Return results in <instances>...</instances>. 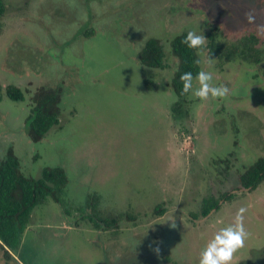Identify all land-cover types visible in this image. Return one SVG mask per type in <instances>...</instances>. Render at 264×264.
Instances as JSON below:
<instances>
[{
    "label": "rangeland",
    "instance_id": "obj_1",
    "mask_svg": "<svg viewBox=\"0 0 264 264\" xmlns=\"http://www.w3.org/2000/svg\"><path fill=\"white\" fill-rule=\"evenodd\" d=\"M5 2L0 158L12 146L24 174L40 178L46 167L62 166L68 175L69 214L49 198L34 208L24 234L37 232L40 264H199L205 244L240 208L248 237L230 264H264V182L253 192L239 188V173L264 156V60H227L209 50L212 36L232 43L247 29L264 30V0ZM184 31L205 36L202 70L229 91L203 101L189 93L177 111L171 41ZM152 37L164 46L162 68L139 58ZM10 83L25 100L8 97ZM41 85L62 88L60 123L33 141L27 117ZM232 190L236 196L210 216L193 215L205 197ZM93 194L107 213L138 218L124 217L119 230L94 228L82 219ZM32 255L21 247L17 257L29 264Z\"/></svg>",
    "mask_w": 264,
    "mask_h": 264
},
{
    "label": "trees",
    "instance_id": "obj_2",
    "mask_svg": "<svg viewBox=\"0 0 264 264\" xmlns=\"http://www.w3.org/2000/svg\"><path fill=\"white\" fill-rule=\"evenodd\" d=\"M6 11L5 0H0V32L2 18ZM186 34L187 31L179 33L171 41L172 52L178 58V67L172 80L178 97L174 107L177 111L181 109L189 95V93L181 94L183 86L180 80L181 74L192 72L195 80L196 73L202 70L199 50L189 48L183 43ZM209 50L213 56L218 55L227 60L239 57L244 61L260 63L264 60V30L258 27L247 29L232 43L216 41L212 36ZM139 58L148 67L162 68L165 50L161 39L149 38L140 51ZM1 87L0 83V89ZM6 93L12 100H25L24 90L15 83H10L6 87ZM62 94L61 87L55 88L46 85L38 86L32 92L27 124L29 125V137L33 141H40L52 127L59 125ZM239 182V188L249 192H253L264 182V156H260L239 173ZM67 183L68 175L62 166L46 167L40 178L24 174L20 158L12 146L7 149L6 155L0 158V249L6 264L14 259V253L21 245L33 210L37 205L52 198L63 205L65 212L69 214L64 198V189ZM236 192V190H232L205 197L199 211L193 215L210 216L214 211L219 210L226 201L232 200L236 196ZM100 204L101 197L97 194L91 195L86 205L88 212L82 215L84 221L92 224L98 230H119L124 217L129 222H135L138 218V215L131 211L120 214L107 213ZM162 207L163 204L159 203L155 208V213L159 216L164 212Z\"/></svg>",
    "mask_w": 264,
    "mask_h": 264
},
{
    "label": "clouds",
    "instance_id": "obj_3",
    "mask_svg": "<svg viewBox=\"0 0 264 264\" xmlns=\"http://www.w3.org/2000/svg\"><path fill=\"white\" fill-rule=\"evenodd\" d=\"M251 20V17H249ZM183 43L192 49L201 50L205 45V36L199 35L194 31H188L183 39ZM211 59V58H209ZM213 76L209 71L200 70L195 75L198 87H193V73L184 72L180 76L182 81L181 94L191 93L201 101L209 96L213 98H223L228 94L225 85L213 86L210 82ZM244 208H240L235 216L234 223L221 228L211 240H209L200 252L199 264H230L234 252L239 249L248 237V233L243 223ZM173 226V225H172ZM174 227V226H173ZM158 252L159 249L157 248Z\"/></svg>",
    "mask_w": 264,
    "mask_h": 264
},
{
    "label": "crops",
    "instance_id": "obj_4",
    "mask_svg": "<svg viewBox=\"0 0 264 264\" xmlns=\"http://www.w3.org/2000/svg\"><path fill=\"white\" fill-rule=\"evenodd\" d=\"M28 228V227H27ZM68 230L71 229H78L72 226H68V228H66ZM27 230V229H26ZM30 235H27L25 238L23 236L22 242L20 247L17 249V251L14 253V262L16 264H24L23 262L20 261V259L17 257L18 251L21 250V247L25 248V250H28V254L31 255L32 252H34V255L29 256L28 258V263L29 264H40L42 263V260L45 258V255L42 254L41 252L39 253V255H37V251H35V247L33 245L34 240L36 239V234L37 232L34 231L33 229H30ZM26 233V231H25ZM24 233V234H25Z\"/></svg>",
    "mask_w": 264,
    "mask_h": 264
}]
</instances>
